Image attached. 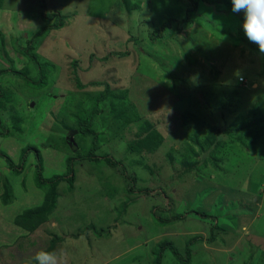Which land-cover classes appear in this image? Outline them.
I'll return each mask as SVG.
<instances>
[{
    "label": "rangeland",
    "instance_id": "rangeland-1",
    "mask_svg": "<svg viewBox=\"0 0 264 264\" xmlns=\"http://www.w3.org/2000/svg\"><path fill=\"white\" fill-rule=\"evenodd\" d=\"M53 13L63 27L40 36L32 51L48 64L39 87L41 70L20 48L53 23L42 19ZM241 28L224 6L204 0H1L0 71L21 74L0 76L7 97L0 133L18 118L22 132L0 135V153L18 164L27 146L36 147L45 178L65 175L66 160L75 161L74 182L57 186L48 222L28 231L17 219L46 200L35 184L37 161L29 152L14 175L0 158V264H36L35 254L53 244L61 264H152L158 243L184 256L194 236L189 264H264V53ZM156 30L161 37L151 41ZM102 82L110 95L90 129L95 154L116 167L76 158L92 141L78 132L77 118L89 117L105 90L93 83ZM119 100L139 121L115 119ZM148 126L161 144L131 149ZM218 139L228 146L214 145ZM146 188L155 194L140 192ZM216 209L220 227L208 243L212 222L199 213ZM175 214L185 218L155 219ZM161 264L181 263L166 250Z\"/></svg>",
    "mask_w": 264,
    "mask_h": 264
},
{
    "label": "trees",
    "instance_id": "trees-1",
    "mask_svg": "<svg viewBox=\"0 0 264 264\" xmlns=\"http://www.w3.org/2000/svg\"><path fill=\"white\" fill-rule=\"evenodd\" d=\"M205 3H213L216 5H220V6H224L230 13V15L232 17L235 18V25L240 23V27H242V22H243V16L240 18L237 16V14L233 13L231 11L232 8V3L231 0H213L212 2L204 0ZM0 4H1V0H0ZM195 6V5H194ZM54 17L55 20L53 21L52 24H49L47 26H44L42 28L39 29V31L33 35V37L27 41L26 46L23 48H20L21 53L24 56H27L37 67L38 69L41 70V83L39 82V87L44 85V70L43 68H45L48 64L46 63H39L38 59L36 58V56L32 53L33 50H35L37 47V44L39 43V39L41 38L40 36L47 34L49 31L51 30H59L61 27H63V19L58 15V14H51L50 16L43 14L42 15V19L44 21H50V19ZM171 24H165L163 26V29L165 28H171ZM175 30L177 31H182L184 29V25L183 22H179L176 24V27H174ZM241 31L243 32V28H241ZM161 37V32L159 30H156L155 32L150 34V40L154 41L156 38H160ZM2 50V46L0 44V51ZM122 55L125 56L127 55V52H112L111 55ZM106 59V58H103ZM74 66H76V63H73ZM6 73H11V74H16L20 75L21 73L19 72H15L13 70V68H11L10 70H2L0 71V76H2L3 74ZM76 84L79 88H82L83 85L80 82V79L77 77L75 78ZM241 81V80H240ZM94 85H99V84H104L105 85V90L104 92H101L98 96H96L93 99V107L90 111V115L89 117L85 118L83 114L79 115L77 118V130L78 132L83 135V136H92V141H91V146L89 147L88 151L86 153H82L80 155V152L77 150L76 153V158L78 161H88L91 163H95V164H99V163H104L109 167H116L118 165V162L113 161L110 157H108L107 155H103V156H97L95 154V151L97 150V136L96 134L90 129V127L92 126V119L94 116H96L99 113V109L97 107L98 103L103 102L104 100L107 99V97L110 95V91L108 88V85L106 83H93ZM0 107H2V100H5L7 97L4 96V93L0 90ZM127 91L122 95V96H126ZM122 101H118L117 105H115V107L113 106V109L116 113L115 119L116 120H120L121 117H127L128 120L127 122L129 123H133V122H137L140 119V115L134 113V116H127L125 110H123V106H122ZM119 105L121 106V108H119ZM124 105V104H123ZM127 106V104H125ZM131 107L133 108V106L131 105ZM1 117V115H0ZM15 117V114L13 115L12 118ZM134 118V120H133ZM12 124V131L8 130L0 133V135L3 136H7L10 135V133L12 132H22L21 128H20V120L19 118L16 119L14 122L11 120ZM140 123V122H139ZM148 123L146 122H141L139 125H141L142 127ZM217 136H220L221 133L217 130L216 131ZM146 137V139L144 140V138ZM144 138L133 142L131 145V149L133 150H138L141 147H147L148 150L149 149H155L158 145L161 144L163 137L158 133L157 130H155V128L152 127H146V135ZM145 145H142L144 144ZM224 142V143H223ZM221 141V139H218L217 141H215V144H217L218 147L220 148H224L225 145L228 146V144L225 141ZM29 152H32L34 154V157L37 161L36 164V171H35V184L39 189H42L46 192V200L44 201V203L42 204L41 208L36 209V208H31L25 215L19 216V218L17 219L16 223L18 226H21L22 228L28 230V231H34L36 230V228L39 225H43L46 222H48V217L49 215L52 214V212L54 211V208H56V197H57V186L62 183V182H66L68 184H72L74 182V170H73V163L75 161L74 157L72 158H68L66 160V168H67V172L65 175H56L50 178H45L42 175V166H41V156H40V152L36 147H29L27 146L20 154L19 156V162L18 164H14L13 161L7 157L5 154L0 153V158H2L3 160H5V163L7 164V167L9 168V170H11L13 172L14 175H19L23 169L24 163L26 162L27 156L29 155ZM121 174L123 175V177L125 179H129L131 182L135 183V178L132 176H128L125 171L121 172ZM131 190L128 189V192L130 193ZM141 193H143L146 196H153L155 193L151 190V189H143L140 190ZM159 195L161 193H158ZM163 194V193H162ZM157 195V193H156ZM225 211V210H224ZM222 212L219 211L218 209L213 210V212L207 214L205 212L203 213H199V216H201L202 218H206L208 220H210L212 222V225L210 227V235L208 237L207 242L208 243H212L215 241V231L220 227L219 225L216 224V221H218L219 219V214H221ZM185 215V214H184ZM183 214H175L170 218H155L156 221L159 224L162 225H169L172 224L174 222H178L181 221L185 218ZM199 240V237L194 236L191 237L190 239H188L186 241L185 244V254L184 256L181 255V253L179 252V250L173 245V243L169 242V241H161L160 243H158L155 246V252L153 253V260H152V264H161L162 261V257H163V253L164 251L168 250L171 252L172 256L174 257V259L178 262H180L181 264H189L190 262V247L192 245H194L197 241ZM56 242V241H54ZM54 245L48 247L46 250L47 251H53L54 250ZM35 263V260L33 261Z\"/></svg>",
    "mask_w": 264,
    "mask_h": 264
},
{
    "label": "clouds",
    "instance_id": "clouds-1",
    "mask_svg": "<svg viewBox=\"0 0 264 264\" xmlns=\"http://www.w3.org/2000/svg\"><path fill=\"white\" fill-rule=\"evenodd\" d=\"M231 11L243 14L242 28L246 38L264 53V0H231ZM36 264H61L54 251L40 250L35 256Z\"/></svg>",
    "mask_w": 264,
    "mask_h": 264
}]
</instances>
